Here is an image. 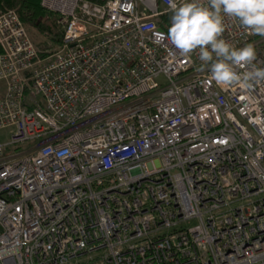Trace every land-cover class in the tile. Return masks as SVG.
<instances>
[{
    "label": "built area",
    "instance_id": "2783aa9c",
    "mask_svg": "<svg viewBox=\"0 0 264 264\" xmlns=\"http://www.w3.org/2000/svg\"><path fill=\"white\" fill-rule=\"evenodd\" d=\"M40 3L63 31L44 58L0 13V264H264V82L219 86L158 38L168 0Z\"/></svg>",
    "mask_w": 264,
    "mask_h": 264
},
{
    "label": "clouds",
    "instance_id": "9594fccd",
    "mask_svg": "<svg viewBox=\"0 0 264 264\" xmlns=\"http://www.w3.org/2000/svg\"><path fill=\"white\" fill-rule=\"evenodd\" d=\"M171 24L167 34L158 33L174 49L188 55L198 50L199 59L210 65L212 79L225 87L239 84L252 89L264 82V68H257L255 47L246 44L235 48L222 39L225 31L224 17L239 21L240 25L259 36H264V0H168ZM239 69H248L243 73Z\"/></svg>",
    "mask_w": 264,
    "mask_h": 264
},
{
    "label": "trees",
    "instance_id": "16d2710c",
    "mask_svg": "<svg viewBox=\"0 0 264 264\" xmlns=\"http://www.w3.org/2000/svg\"><path fill=\"white\" fill-rule=\"evenodd\" d=\"M90 1L101 3L105 0ZM40 2L41 0H0V13L14 10L25 27H30L42 35L45 40L39 42L36 47L40 50H45L42 53L45 56L47 51L51 49L48 43L52 46H60L62 44L63 31L58 23L57 14L44 8ZM259 37L257 35L255 38Z\"/></svg>",
    "mask_w": 264,
    "mask_h": 264
},
{
    "label": "rangeland",
    "instance_id": "374dc122",
    "mask_svg": "<svg viewBox=\"0 0 264 264\" xmlns=\"http://www.w3.org/2000/svg\"><path fill=\"white\" fill-rule=\"evenodd\" d=\"M26 30H27V33H28L31 41L35 45V47H36V45L39 42H42V41L45 40V38L42 35L38 34L34 29L26 26ZM260 39H264V36H261ZM48 45L51 46V49H49V51L46 50L47 51V54L45 56L53 53L59 47V46H52L50 43H48ZM36 49H37V52H38V57L39 58H44L45 56L42 55V53L45 52V50H40L38 47H36ZM8 139H9V136L7 134V130L0 131V140L3 141V142H6ZM23 149H24V147H20L17 150H14V151H12V150H6L5 151V156H10L13 153H17L19 151H22ZM194 224H195V221L194 220H191L187 225L192 226Z\"/></svg>",
    "mask_w": 264,
    "mask_h": 264
}]
</instances>
